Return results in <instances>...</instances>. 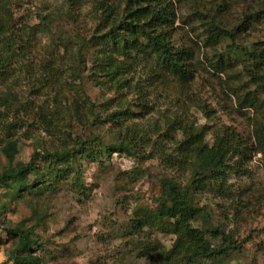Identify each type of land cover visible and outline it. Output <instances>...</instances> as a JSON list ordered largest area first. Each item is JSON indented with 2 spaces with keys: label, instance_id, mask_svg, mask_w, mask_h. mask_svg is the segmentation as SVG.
<instances>
[{
  "label": "trees",
  "instance_id": "trees-1",
  "mask_svg": "<svg viewBox=\"0 0 264 264\" xmlns=\"http://www.w3.org/2000/svg\"><path fill=\"white\" fill-rule=\"evenodd\" d=\"M41 1L35 12L28 7L27 16L18 12L25 0H0V133L4 135L0 156L7 159L0 166V188L6 198L0 200V214L9 202L28 195L37 200L65 189L79 199L88 196L84 160L104 165L114 151L133 156L137 164L128 173L135 179L147 171L142 161L157 160L166 174L158 177L156 206L139 205L135 212L133 231L146 236L139 256L150 264H223L233 241L225 236L222 243H215L222 232L201 201L209 191L217 198L230 197L231 179L250 175L254 148L234 127L198 124L190 108L209 118L215 110L192 87L208 75L222 92H228L239 112L253 111L255 151L264 154V37L250 48L240 42L264 24V0ZM87 3L92 10L84 14ZM33 15L35 24L30 23ZM30 29L28 36L50 32L56 39V29L73 34L59 44L62 74L69 70L71 74L54 82L51 78L53 85L44 75L37 79L48 82L49 90L36 104L39 119L34 124L20 116L17 94L7 85L15 66L23 65L22 58L32 53L26 45L28 36L21 41ZM52 64L50 60L44 64L47 75ZM86 79L99 88L101 101L93 99ZM169 89L175 92L178 111L146 120L154 109L151 96ZM22 111L26 114L27 109ZM72 121L102 125L110 132L109 141L95 132L83 136L64 130ZM38 124L54 136L52 147L37 142L29 161H17L22 141L18 129L33 130ZM6 229L17 238L10 255L21 264H43L34 253L42 246L32 231L23 223ZM154 232L172 236L170 247L159 239L152 241Z\"/></svg>",
  "mask_w": 264,
  "mask_h": 264
},
{
  "label": "rangeland",
  "instance_id": "rangeland-1",
  "mask_svg": "<svg viewBox=\"0 0 264 264\" xmlns=\"http://www.w3.org/2000/svg\"><path fill=\"white\" fill-rule=\"evenodd\" d=\"M57 1L51 0L52 3ZM41 4V0H25V3L18 7L19 15L31 14L28 7L35 12ZM83 10L84 14H88L92 8L87 3ZM182 11L187 13V4H183ZM35 22L37 19L33 15L30 23ZM31 31L27 30V35L23 36L24 39L21 41L25 42ZM55 33L56 39L55 36L52 38L50 32L31 33L26 43L28 50H32L31 55L26 59L22 58L23 65L15 66V74L8 78V89L17 94L16 110H21L20 116L31 124L39 119L36 104L43 101L49 90L48 82L37 79L44 75L43 78L53 85L54 80L71 74L69 69L68 73L62 74L65 67L61 61L62 51L59 44L66 35L73 34L58 29ZM263 37L264 24L251 32L246 39L241 38L240 42L242 46L250 48L254 41ZM48 60L53 61L50 75L44 70V64ZM241 66L243 65H239L237 70H241ZM206 77H208L206 80L200 78V83L192 88L195 94H199L214 108V117H207L195 107L190 108V116L194 117L198 124H206L213 129L221 125L234 127L250 139L254 155L249 165L250 175L245 176L243 180L236 177L231 179L233 193L230 197L217 198L209 191L203 196L201 205L210 212L213 224L222 232V237L215 240V243H222L225 236H229L233 241L230 257L223 264H264V154L255 151L258 142L250 119L255 113L248 109L245 115L239 112L238 106H234L230 100L228 92H222L213 78L208 75ZM222 78L227 87L226 77ZM235 81L236 86L242 83L241 79ZM85 85L93 99L102 100L99 88L94 87L87 79ZM37 89L42 93L37 92ZM174 93V90L169 89L168 92L151 96L154 109L146 115V120L153 121L164 115L175 114L179 106H176ZM232 99L234 101L235 98ZM27 101H32L28 108L23 106ZM22 109H27L26 114ZM11 116L10 111L9 118ZM9 120L11 121V118ZM140 122L143 123L144 120ZM20 124L23 126L24 121H20ZM35 127L33 130L27 127L18 129L22 141L17 161H29L37 142L52 147L54 136L39 124ZM64 130H73L74 135L83 136H88L91 132L103 134L107 142L111 136L109 130L105 131L102 125L94 124L89 127L76 121H72L71 127L65 126ZM3 136L0 133V137ZM209 139L212 143L211 136ZM142 162L147 171L142 177L135 179L129 178L128 173L137 164L133 156L114 151L104 160V165L84 160L82 163L84 180L91 188L88 196L79 199L71 191L63 189L37 200H31L28 195L24 200L9 202L5 211L0 214V264H21L10 255L11 247L17 238L6 228L22 223L33 232L41 244L42 247L36 248L34 253L42 257L43 264H150L148 260L139 256L140 242L146 236L143 231H133L135 212L139 205L149 208L156 206L155 200L159 195L158 177H163L166 172L157 160ZM6 164L7 159L0 156V166ZM3 194V188H0V200H6ZM148 231L149 229H146L147 233ZM150 238L152 241L159 239L167 247H170L173 240L170 235L155 232L150 234ZM150 250L154 252L157 247Z\"/></svg>",
  "mask_w": 264,
  "mask_h": 264
}]
</instances>
